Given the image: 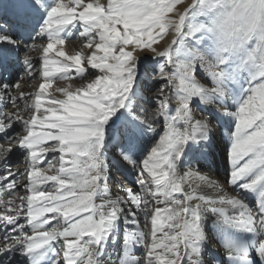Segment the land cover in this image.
<instances>
[{"label": "snow or ice", "instance_id": "snow-or-ice-1", "mask_svg": "<svg viewBox=\"0 0 264 264\" xmlns=\"http://www.w3.org/2000/svg\"><path fill=\"white\" fill-rule=\"evenodd\" d=\"M181 3L0 0V264H264V0ZM222 126L221 182L202 161Z\"/></svg>", "mask_w": 264, "mask_h": 264}, {"label": "bare ground", "instance_id": "bare-ground-1", "mask_svg": "<svg viewBox=\"0 0 264 264\" xmlns=\"http://www.w3.org/2000/svg\"><path fill=\"white\" fill-rule=\"evenodd\" d=\"M191 2V0H182L181 5H179L178 7L180 8L181 11H183V8L186 7L189 3ZM82 30L79 26V23H77L76 28H74L73 31V35L72 38L70 40H66L65 43V49L67 51H72V50H78L84 47V41L81 40L79 38V31ZM172 39V33L169 32L165 38L161 41H159L157 47L158 50L162 51L165 47H167L168 43L171 42ZM30 55L32 56H38L39 53H35L32 52L30 53ZM148 56H151L152 54L149 52L147 53ZM50 58H55V55L53 54L52 57ZM150 62V61H149ZM144 64L141 63L140 64V73H144L143 70ZM150 67L151 64L149 63V75H152L151 71H150ZM90 72H94L96 70H91L89 69ZM71 72V80H64L61 79L59 74L57 73L56 76L53 78L52 80V87L49 88L48 92L45 94L44 97H42V101L44 102V106H47V103L50 102L51 97L55 96L57 98H64L62 97L59 93H56L54 91V88L57 86H61V87H66L69 83L72 84V87H78L79 84L81 83L80 80H78L76 78V74H75V70L72 69L70 70ZM94 78V77H93ZM27 80H24L23 82H21V90L24 91L25 93H34L36 91L35 87H32V85H36L38 87V83L41 82L40 81V77L38 76V80L34 81V83H27ZM144 83L145 85H148L150 82L148 81H144L143 77H141V80L137 82V87L139 88L140 84ZM30 84V85H29ZM29 85V86H28ZM158 87V86H157ZM153 93H155L157 91V88H153L152 89ZM34 98V97H33ZM27 103H31V98L29 99V101H27ZM25 102H21L20 103V107L24 108ZM4 110H8V111H13L14 109L9 106L7 109ZM31 113L28 111L24 112V117L28 118V116ZM39 115V114H38ZM197 115H200V113H197ZM233 130H234V126H233ZM221 139L219 142H213L210 147H209V154L208 156L202 161V163L205 165L204 168V172L209 174L211 176L212 179H216V180H220L221 182L223 181L222 176L225 173V176L227 175L228 172L231 171V164L230 161H228L226 159L225 156V147H226V143L225 141L228 140L229 137V132L226 128H224L223 126L221 127ZM49 144L51 142H48ZM215 153V154H214ZM53 155H56L58 157L59 153H49L46 156V159H51L53 157ZM18 156V155H17ZM68 159V157H66V160ZM109 160L111 162V164H115L116 161L113 159V157L109 156ZM58 166V165H57ZM25 167V157H22V160L20 161V163H18L17 165H12L11 164V168L13 171H15L16 169H21L23 170V168ZM42 167H47L46 164H42ZM110 172L112 175V178L115 179V181L117 182L115 185L113 186V193L115 194L117 188H131L132 187V182L134 180H136V175L134 173H131L130 171H127L125 169H117L116 167H112L110 169ZM221 172V173H219ZM50 174H55V173H50ZM221 174V175H218ZM18 181H21L23 179V177H17ZM197 182H192V187L196 186ZM120 184V185H119ZM50 186V185H49ZM186 190L187 186H186ZM24 189L22 191H17L14 195L15 196H20V195H24ZM121 195H124V193L121 191L120 192ZM179 195V194H177ZM253 195H258V194H253ZM1 196V195H0ZM3 196V200L7 201L9 199H11L12 197H9L8 195H2ZM16 203H19V200L16 201ZM153 206H157L155 205V202H153ZM159 207L163 208L164 205H158ZM140 228L148 231L150 228V225L148 227H145V222H144V217L141 216L140 217ZM137 255H142V250L136 252Z\"/></svg>", "mask_w": 264, "mask_h": 264}, {"label": "rangeland", "instance_id": "rangeland-1", "mask_svg": "<svg viewBox=\"0 0 264 264\" xmlns=\"http://www.w3.org/2000/svg\"><path fill=\"white\" fill-rule=\"evenodd\" d=\"M23 55V54H22ZM141 63H143L144 64V67H143V70L142 71H145V68L146 67H148L149 68V61H147V60H142L141 62H140V64ZM141 77H143V74L141 73ZM36 80H38V76L36 77V79H33V80H27L28 82L27 83H34V81H36ZM23 82V81H22ZM30 85V84H29ZM28 85V86H29ZM34 85V84H33ZM33 85H32V87H33ZM215 154V153H214ZM22 157H24L23 155H18V156H16L15 157V159H13V161H12V165L14 164V165H17L18 163H20V161L22 160ZM18 180V179H17ZM23 190V186H21V188H20V191H22ZM0 198H3V196L1 195L0 196Z\"/></svg>", "mask_w": 264, "mask_h": 264}]
</instances>
